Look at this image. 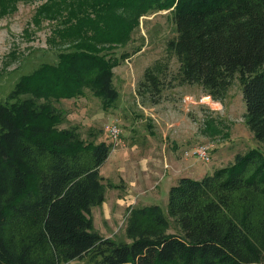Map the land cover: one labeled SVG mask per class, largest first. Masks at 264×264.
Instances as JSON below:
<instances>
[{
	"label": "trees",
	"instance_id": "obj_1",
	"mask_svg": "<svg viewBox=\"0 0 264 264\" xmlns=\"http://www.w3.org/2000/svg\"><path fill=\"white\" fill-rule=\"evenodd\" d=\"M20 1L0 0V18ZM158 0H44L32 16L54 22L56 59L21 75L0 101V264H263L264 263V0H164L176 36L167 47L181 83L221 99L238 73L245 123L260 146L236 152L224 166L168 190L156 203L128 210L117 242L94 228L102 204L100 167L111 146L68 123L57 104L85 89L112 108L113 51L143 9ZM143 85L158 91L153 74ZM68 123V124H66ZM66 124V125H64ZM173 222L176 231H169Z\"/></svg>",
	"mask_w": 264,
	"mask_h": 264
},
{
	"label": "rangeland",
	"instance_id": "obj_2",
	"mask_svg": "<svg viewBox=\"0 0 264 264\" xmlns=\"http://www.w3.org/2000/svg\"><path fill=\"white\" fill-rule=\"evenodd\" d=\"M42 1H20L13 13L0 18V101L5 99L21 75L31 72L41 62L55 60L62 47L47 40L54 22L42 20L35 25L31 20ZM162 1L143 9L129 38L113 51L118 58V64L113 67V84L119 93L115 105L104 110L101 99L85 89L83 96L62 100L57 106L63 109L68 123L75 124L84 137L90 138L91 132L98 140L110 143V152L130 146V141L139 145L154 142L160 139L158 136L162 137L173 129L177 138H188L182 148L180 145L176 147L180 149V156L194 159L200 163L201 170L208 165H226L236 152L260 146L245 123L246 107L239 74L233 76L221 99H213L198 84L181 83L177 76L179 62L167 47V42L176 36L175 25L171 8L159 7ZM146 72L153 74L158 81L157 92L152 86L150 91L143 85L149 83L145 79ZM205 95L210 99L201 102ZM112 121H116L121 129L120 140L116 143L111 141L106 129ZM165 141H171V137ZM201 142L211 144L210 161L196 160L189 151ZM141 152L145 150L141 149ZM220 154L224 156L213 159V155ZM217 159L221 160L214 164ZM107 182L104 183L106 188H111V183ZM163 185L166 183L160 188ZM160 197L154 202L166 213L168 190L161 191ZM105 207L93 210L95 230L117 242H129L125 236L128 208L117 210L109 196ZM108 207L115 210L111 218H106ZM173 227L172 222L169 231H176ZM63 264H88V257Z\"/></svg>",
	"mask_w": 264,
	"mask_h": 264
},
{
	"label": "crops",
	"instance_id": "obj_3",
	"mask_svg": "<svg viewBox=\"0 0 264 264\" xmlns=\"http://www.w3.org/2000/svg\"><path fill=\"white\" fill-rule=\"evenodd\" d=\"M161 136H158L160 139L151 143L144 142L143 145L130 141V146L120 147L109 153L99 171L103 177V183L108 180L107 183H111L109 185L111 188H106L102 204L91 208L92 216L95 208H107L105 206H107L108 196L110 201L112 200V206L117 210L122 211L126 207L129 210L134 204L144 205L159 201L161 191L169 190L170 186L182 176L200 179L215 168L224 166L222 164L208 165V168L201 170L198 166L200 163L190 157L180 156L178 153L179 148L186 144L188 138H177L173 129L170 133ZM167 137H171V141L166 142ZM178 145L180 147L176 149ZM141 149L145 152H141ZM218 156H224V154L217 157L213 155V159L219 158ZM220 160L217 159L214 164H218ZM162 183L166 185L160 188ZM113 211H115L113 208L108 207L106 218H111ZM105 236L108 237V235Z\"/></svg>",
	"mask_w": 264,
	"mask_h": 264
},
{
	"label": "built area",
	"instance_id": "obj_4",
	"mask_svg": "<svg viewBox=\"0 0 264 264\" xmlns=\"http://www.w3.org/2000/svg\"><path fill=\"white\" fill-rule=\"evenodd\" d=\"M187 98L188 96L185 97V99ZM207 98L210 99L208 95H205L203 98H201L200 101L206 102L205 100H207ZM106 129H107V133L110 136L111 141H114V143H116L120 140L121 129L116 121L110 122L106 126ZM189 151L191 155L194 158H196V160H200L201 162L210 161V158L212 157L210 143H205V142L198 143L194 148L190 149ZM185 153L188 154V151H186Z\"/></svg>",
	"mask_w": 264,
	"mask_h": 264
}]
</instances>
